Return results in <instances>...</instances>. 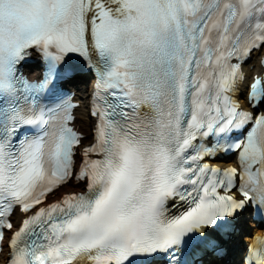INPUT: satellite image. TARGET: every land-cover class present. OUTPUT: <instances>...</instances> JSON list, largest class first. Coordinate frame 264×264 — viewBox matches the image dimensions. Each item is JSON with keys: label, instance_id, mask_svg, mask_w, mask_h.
<instances>
[{"label": "snow or ice", "instance_id": "1", "mask_svg": "<svg viewBox=\"0 0 264 264\" xmlns=\"http://www.w3.org/2000/svg\"><path fill=\"white\" fill-rule=\"evenodd\" d=\"M262 109L264 0H0V261L225 255L264 227ZM238 264H264V233Z\"/></svg>", "mask_w": 264, "mask_h": 264}, {"label": "bare ground", "instance_id": "2", "mask_svg": "<svg viewBox=\"0 0 264 264\" xmlns=\"http://www.w3.org/2000/svg\"><path fill=\"white\" fill-rule=\"evenodd\" d=\"M85 86V85H84ZM84 88H86V87H84ZM77 90H80L81 92H82V86H78V89ZM83 93H84V91H83ZM72 188L71 187H69L67 190H71Z\"/></svg>", "mask_w": 264, "mask_h": 264}]
</instances>
